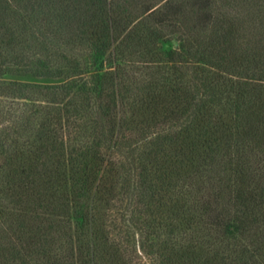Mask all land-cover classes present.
<instances>
[{
	"label": "rangeland",
	"instance_id": "obj_1",
	"mask_svg": "<svg viewBox=\"0 0 264 264\" xmlns=\"http://www.w3.org/2000/svg\"><path fill=\"white\" fill-rule=\"evenodd\" d=\"M163 1L0 0V264H264V0Z\"/></svg>",
	"mask_w": 264,
	"mask_h": 264
},
{
	"label": "trees",
	"instance_id": "obj_2",
	"mask_svg": "<svg viewBox=\"0 0 264 264\" xmlns=\"http://www.w3.org/2000/svg\"><path fill=\"white\" fill-rule=\"evenodd\" d=\"M188 2L191 7L196 8L200 12V18L206 20L210 17V5L212 2L211 0H188ZM111 5V2H109L110 12L114 11L113 6L111 9ZM182 7L183 3L178 0H164L162 3L153 5V7L151 8V14L158 16L160 22H164L166 20H169V18L171 17L181 14ZM115 23L116 20L113 19V15H110L107 28H113V25ZM218 198L219 197L217 195H210L207 199L205 198L204 204L206 206V209L208 210V216L209 212L212 211L211 217L209 216L210 220L218 225L221 229L226 223V217H224L221 212L217 210V205L219 202ZM259 202L264 203V200H262V202Z\"/></svg>",
	"mask_w": 264,
	"mask_h": 264
}]
</instances>
